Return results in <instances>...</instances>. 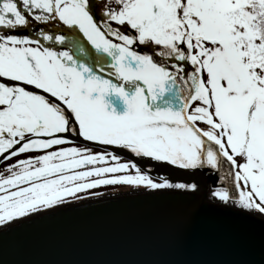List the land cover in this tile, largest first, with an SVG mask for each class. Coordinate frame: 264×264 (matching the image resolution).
Masks as SVG:
<instances>
[{"label": "snow or ice", "instance_id": "obj_1", "mask_svg": "<svg viewBox=\"0 0 264 264\" xmlns=\"http://www.w3.org/2000/svg\"><path fill=\"white\" fill-rule=\"evenodd\" d=\"M0 157V236L99 186L198 202L213 173L264 218V0H0Z\"/></svg>", "mask_w": 264, "mask_h": 264}, {"label": "water", "instance_id": "obj_2", "mask_svg": "<svg viewBox=\"0 0 264 264\" xmlns=\"http://www.w3.org/2000/svg\"><path fill=\"white\" fill-rule=\"evenodd\" d=\"M151 175L168 176L169 169H153ZM218 177L199 178L198 202L177 191L121 195L67 207L47 219L31 218L0 236V259L5 264H264V219L216 206L208 191L224 186Z\"/></svg>", "mask_w": 264, "mask_h": 264}, {"label": "rangeland", "instance_id": "obj_3", "mask_svg": "<svg viewBox=\"0 0 264 264\" xmlns=\"http://www.w3.org/2000/svg\"><path fill=\"white\" fill-rule=\"evenodd\" d=\"M91 152H93V153H98V151H93V150H90ZM15 161H13V163H14ZM97 166H99V165H97ZM0 174H4V175H7V172L5 171V165L4 166H2L1 168H0ZM111 187H109V186H105V187H100V188H95V189H90V190H87L86 192H82V193H79L78 195L79 196H82V195H87V196H90V195H94V193H98V191H99V193H102L103 191H105V190H107V189H110ZM121 188V190L123 189L122 187H120ZM86 197V196H85ZM73 201V200H72Z\"/></svg>", "mask_w": 264, "mask_h": 264}, {"label": "bare ground", "instance_id": "obj_4", "mask_svg": "<svg viewBox=\"0 0 264 264\" xmlns=\"http://www.w3.org/2000/svg\"><path fill=\"white\" fill-rule=\"evenodd\" d=\"M201 190H202V188H201ZM164 192V191H163ZM117 194H115V195H113V196H105V197H102L103 199L104 198H107V199H120L121 198V195H126V196H138V195H143L142 193L140 194V193H138V192H123L122 191V194H121V191H119V192H116ZM88 202H90V201H88ZM85 202H77V203H71V204H68L67 205V207H73V206H75V205H78V204H84ZM87 203V202H86Z\"/></svg>", "mask_w": 264, "mask_h": 264}]
</instances>
